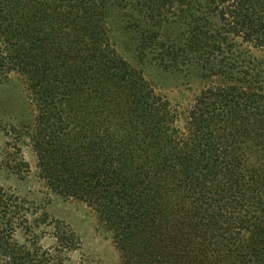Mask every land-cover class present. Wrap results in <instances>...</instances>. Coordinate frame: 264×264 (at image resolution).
<instances>
[{"label":"trees","instance_id":"1","mask_svg":"<svg viewBox=\"0 0 264 264\" xmlns=\"http://www.w3.org/2000/svg\"><path fill=\"white\" fill-rule=\"evenodd\" d=\"M123 38L139 64L202 82L183 125ZM15 74L31 110L0 126L11 179L25 145L124 264H264V0H0V86ZM46 205L0 182V264H68L81 238Z\"/></svg>","mask_w":264,"mask_h":264},{"label":"rangeland","instance_id":"2","mask_svg":"<svg viewBox=\"0 0 264 264\" xmlns=\"http://www.w3.org/2000/svg\"><path fill=\"white\" fill-rule=\"evenodd\" d=\"M125 38V37H124ZM120 39L118 49L135 66L144 70L146 78L150 81L156 93L168 100L179 114V122L183 125L186 113L190 109L198 94L202 82L192 79L188 83L181 78L180 73H166L163 70L149 64H139L128 41ZM126 42V43H125ZM252 57L262 59V54L252 51ZM0 98L2 105L8 108L0 109V126L5 124L17 125L22 116H27L31 110L28 101V90L22 77L12 75L0 86ZM7 138L0 130V154L6 148ZM20 147V146H19ZM21 157L29 165V171L24 180L14 181L10 174L0 169V182L5 188L13 190L20 188L33 193L36 200L46 201L48 212L52 218H60L72 225L74 231L81 238V246L76 251L64 253L68 264H76L78 261L87 260L91 264H124L121 254L115 246L111 234L100 223L98 217L85 204L78 201H65L49 194L45 185L38 179L36 168V155L25 145L21 147ZM44 207V206H43ZM40 238L41 246L51 248L55 246L54 230L51 226H41L35 229ZM15 238L22 241L24 233L21 230L15 233Z\"/></svg>","mask_w":264,"mask_h":264}]
</instances>
